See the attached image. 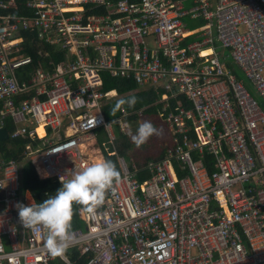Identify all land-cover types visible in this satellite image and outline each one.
Wrapping results in <instances>:
<instances>
[{"label":"built area","instance_id":"built-area-1","mask_svg":"<svg viewBox=\"0 0 264 264\" xmlns=\"http://www.w3.org/2000/svg\"><path fill=\"white\" fill-rule=\"evenodd\" d=\"M104 73L158 95L174 146L146 179L118 157L63 257L21 223L20 162L0 157V264H264V0H0V127L39 177L70 179L95 129L141 114L105 118Z\"/></svg>","mask_w":264,"mask_h":264},{"label":"clouds","instance_id":"clouds-1","mask_svg":"<svg viewBox=\"0 0 264 264\" xmlns=\"http://www.w3.org/2000/svg\"><path fill=\"white\" fill-rule=\"evenodd\" d=\"M136 103L137 98L134 96L121 98L111 114L114 115L124 105L133 108ZM159 134L160 130L151 121H144L138 126L132 141L137 147H141L152 136ZM120 180L121 174L112 160L104 159L92 163L74 172L70 179L61 176L62 187L43 202L27 206L18 204L19 219L27 229L43 226L46 229V249L53 257H63L69 243L74 239V205L83 206L87 212L93 213L104 203L108 190Z\"/></svg>","mask_w":264,"mask_h":264},{"label":"trees","instance_id":"trees-1","mask_svg":"<svg viewBox=\"0 0 264 264\" xmlns=\"http://www.w3.org/2000/svg\"><path fill=\"white\" fill-rule=\"evenodd\" d=\"M36 44V43H35ZM37 45V46H36ZM32 45L30 47V50L28 53L32 54L33 56H36L34 52H36V48L38 46L43 49L49 50L51 57L55 60L58 61L60 55L53 52L50 46L46 45ZM30 69V68H29ZM19 79H26L28 75L26 72L24 73L23 69L19 70L17 72ZM239 74V73H238ZM103 78L105 79L103 82V89L108 90V89H117L120 88V86H127L128 84L136 85L134 82L131 80H125V79H120L118 77H110L108 74L104 73ZM146 94L148 96V99L152 101L151 104L147 105L143 109V115L145 114L147 118L153 117V118H161L159 115V109L160 105L157 103L153 104V101H155L157 95L153 92V90H146ZM109 104V103H108ZM108 104L103 106V113L104 116L107 120H110L112 117L118 115L119 109L115 112L114 115L111 114L112 110L108 109ZM115 104V103H113ZM116 106L114 105V108ZM126 109L130 110L129 108L125 107ZM113 109V108H112ZM141 115V114H140ZM137 116V115H136ZM136 116H133L134 118ZM148 121V120H147ZM152 122V121H151ZM153 123V122H152ZM4 127L8 131H12L14 128V125L12 123V120L10 117H6L4 119ZM165 129H162L164 131ZM115 131V139L110 140L106 132L103 130V128H97L94 130V134L96 135L97 138V144L98 146L102 149L103 157L104 159L112 160L115 164L116 167L119 170L118 166V157L119 156H124L126 152V148L131 145H135L132 141V136L128 133H124L118 124H116V128L114 127ZM104 133L106 136V140L108 143H111L110 145H105V142L100 140L99 138V133ZM136 149H139L136 145L134 146L133 150L135 151ZM24 151V140L20 138H16L14 140L8 139L5 141L0 142V155L4 159L8 160L11 157L16 158L20 162V190L21 192L28 191L31 196L34 199V203H41L45 199H47L49 196L54 195L56 191L62 187V184L54 179L51 178H39L33 165L29 160L24 159L22 153ZM114 152V153H112ZM110 153V154H109ZM112 153V154H111ZM163 154V153H162ZM196 152H193V156H196ZM152 157V158H157ZM207 159L210 160V157L207 156ZM208 168L211 171L213 169L212 166L208 164ZM80 205H74V215H73V220H72V229L78 228V227H83L84 223L83 221L79 218L78 216V208Z\"/></svg>","mask_w":264,"mask_h":264},{"label":"rangeland","instance_id":"rangeland-1","mask_svg":"<svg viewBox=\"0 0 264 264\" xmlns=\"http://www.w3.org/2000/svg\"><path fill=\"white\" fill-rule=\"evenodd\" d=\"M193 26V25H190ZM240 74V72H238ZM116 95H113L111 98L106 99L104 102L105 105L108 104V109L112 110L114 108V105L116 106L117 101L120 100L121 98H129V97H136L137 98V103L135 104V107L129 108L127 105H124V107H127L130 109V111H138L142 110L141 115H137L131 122L128 124V127H125L124 132L130 134L133 136L136 131L138 126L143 123L144 121H152L153 124L158 128L162 129L160 126L161 122L159 118H147V116L144 114L143 115V109L152 103L148 99L146 89H142L141 87H138L136 85L128 84L127 86H120V88L115 89ZM115 103V104H113ZM260 105L264 108V104L260 102ZM116 128V123L114 124ZM95 139L96 135L94 136ZM99 138L100 140L105 142V145H110L111 143H108L106 140V136L104 133H99ZM168 145L167 143V135L166 132H163L160 130L159 135H154L152 136L145 144H143L139 149H136L135 151L133 150L135 145H131L128 149L131 150V156L136 159L139 162H142L145 158L148 157H156L162 155L164 149ZM101 149V148H100ZM102 150V149H101ZM135 152V153H134ZM97 156V155H96ZM127 161H129L128 158H126Z\"/></svg>","mask_w":264,"mask_h":264},{"label":"crops","instance_id":"crops-1","mask_svg":"<svg viewBox=\"0 0 264 264\" xmlns=\"http://www.w3.org/2000/svg\"><path fill=\"white\" fill-rule=\"evenodd\" d=\"M142 89H144L145 90V88H142ZM112 94H114L115 95V90H113L112 91ZM158 98V95H157V97H156V99ZM155 99V101H153V104L154 103H158L159 105H161V103H159V102H157V100ZM106 101V100H105ZM104 101V102H105ZM105 105V103H103V106ZM159 111V110H158ZM160 112V111H159ZM133 116H136V115H129L126 119H127V121H128V124H130V122L134 119V117ZM161 117V116H160ZM113 118V117H112ZM160 121H162L161 122V124H160V126L162 127V129H165L163 132H166V135H167V143H168V145L166 146V148L164 149V151H163V154L162 155H160V156H158L157 158H152V157H148V158H145L144 160H142V162H139V161H137L136 159H134L132 156H131V150H129L128 148L130 147H128V148H126V152L124 153L125 155L124 156H119V157H123L124 158V160H125V162H126V164L128 165V167L130 168V169H132V164H136V165H138V167H139V169L135 172V176L138 178V179H146V178H148L149 177V173H148V170L144 167L145 166V163L148 161V160H159V159H161L162 157H164L165 155H166V153L168 152V150L171 148V147H173L174 146V143L172 142V137H171V133H170V131H169V128H168V125H167V123H166V121H164L163 120V118L161 117L160 118ZM117 124V123H116ZM129 126V125H128ZM127 126V127H128ZM114 124L112 125V129H113V132H114V134H115V131H114ZM100 128H103V127H100ZM121 129V128H120ZM162 129H159V130H161L162 131ZM103 130L105 131V129L103 128ZM122 130V129H121ZM123 132H124V130H122ZM42 128H41V126H39L38 127V133L39 134H42ZM106 132V131H105ZM125 133V132H124ZM106 134H107V132H106ZM126 134V133H125ZM94 136H95V134H94ZM109 137V136H108ZM110 139V138H109ZM8 140V139H7ZM90 142V141H89ZM93 142V145L91 146V147H88L87 148V152L89 153V155L96 161V162H98V161H100V160H104V157H103V153H102V150L100 149V147L98 146V144H97V141H96V139H95V137H94V140H91V143ZM135 153V152H134ZM97 155V156H96ZM0 157H1V155H0ZM194 157V159H196V156H193ZM126 158H128L129 159V161H127L126 160ZM118 159V158H117ZM172 168H173V171H174V173L177 175V176H181V174L183 173V171H181L180 172V170H179V167H178V165H177V162L175 161V160H173V162H172ZM39 177V176H38ZM39 178H41V177H39ZM22 196H23V198L29 203V205L31 204V203H34V199H33V197L31 196V194L28 192V191H24V192H22ZM80 207V206H79Z\"/></svg>","mask_w":264,"mask_h":264},{"label":"water","instance_id":"water-1","mask_svg":"<svg viewBox=\"0 0 264 264\" xmlns=\"http://www.w3.org/2000/svg\"><path fill=\"white\" fill-rule=\"evenodd\" d=\"M8 139V130L6 127H0V142Z\"/></svg>","mask_w":264,"mask_h":264},{"label":"bare ground","instance_id":"bare-ground-1","mask_svg":"<svg viewBox=\"0 0 264 264\" xmlns=\"http://www.w3.org/2000/svg\"><path fill=\"white\" fill-rule=\"evenodd\" d=\"M112 93V92H111ZM114 95V94H113ZM115 95H116V93H115ZM39 127V126H38ZM38 127H37V129H36V131L38 132Z\"/></svg>","mask_w":264,"mask_h":264}]
</instances>
